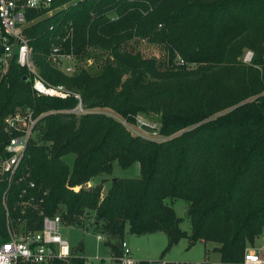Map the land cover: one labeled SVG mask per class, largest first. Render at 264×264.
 Here are the masks:
<instances>
[{"label":"trees","instance_id":"trees-1","mask_svg":"<svg viewBox=\"0 0 264 264\" xmlns=\"http://www.w3.org/2000/svg\"><path fill=\"white\" fill-rule=\"evenodd\" d=\"M50 8L24 30L33 64L47 83L76 92L86 111L71 112L72 96L35 95L14 61L0 74V155L9 138L4 117L25 107L38 117L17 170L35 185L28 194L41 198L45 214L61 213L62 223L92 211V226L114 255L126 229L163 232L162 253L187 238L212 243L219 264L239 262L264 236V0H53ZM68 28L63 51L78 61L98 50L93 71L81 62L66 75L48 62L54 36ZM142 40L162 56L143 55ZM136 115L153 118L164 139L135 135L119 121L133 126ZM113 162H137L139 176L115 177L104 193L101 182L86 185L110 174ZM22 187L0 180V241L6 217L19 216ZM173 199L185 204L187 232L167 203ZM23 217L40 228L36 209Z\"/></svg>","mask_w":264,"mask_h":264},{"label":"built area","instance_id":"built-area-1","mask_svg":"<svg viewBox=\"0 0 264 264\" xmlns=\"http://www.w3.org/2000/svg\"><path fill=\"white\" fill-rule=\"evenodd\" d=\"M53 0H0V74L6 73L11 61L26 70L31 90L35 95H44L64 99L72 96L77 99L76 106L71 112L84 113L76 92L66 89L61 84H49L38 74L32 61V51L25 28L42 16H49L52 12L50 5ZM113 19V17H110ZM70 38V28L64 34L55 35L48 51V62L66 75L75 72L76 59L70 52L62 49V43ZM57 41V43H55ZM252 53L246 50L242 60L249 62ZM181 62V60H180ZM85 63L84 65H86ZM264 92V91H263ZM38 117L32 116L30 108H18L3 118V129L8 132V141L3 146V155H0V180L6 181L7 188L11 182H22L19 199L15 201L19 216L6 217V237L0 241V264H54V262L67 263L71 258H80L83 264H136L126 242L119 241V253L95 255L91 259L80 255L82 249L71 250V246L59 234L62 224L58 214L47 215L39 208L41 198L36 200L29 195L30 189L35 187L28 171L17 172L19 161L23 155L28 137L33 133ZM130 132L150 140H163L158 135V125L141 115H136L134 125L129 126L120 120ZM73 191L79 186L70 187ZM44 194V192H43ZM42 194V195H43ZM36 209L40 216V228L33 230L27 227L26 209ZM7 214V213H6ZM28 222V221H27ZM31 226L33 222L29 223ZM97 241L103 242V237L96 234ZM264 240V236L261 237ZM93 260V261H92ZM144 264H189L186 262H171L161 258L146 260ZM219 264V263H218ZM234 264H264V254L258 249L244 251L242 259Z\"/></svg>","mask_w":264,"mask_h":264},{"label":"rangeland","instance_id":"rangeland-1","mask_svg":"<svg viewBox=\"0 0 264 264\" xmlns=\"http://www.w3.org/2000/svg\"><path fill=\"white\" fill-rule=\"evenodd\" d=\"M137 49L145 56H155L160 58L162 56V49L158 45L150 44L145 41L136 43ZM101 59L100 52L98 50H87L86 55L75 63V71L83 66L81 62L87 63L84 67L88 71L94 70V65L99 63ZM153 116V115H152ZM150 121H155L153 118H146ZM64 161L68 166L72 162V154L63 156ZM139 167L137 162H133L126 168L120 167L116 162H113L110 174H99L91 178L86 185H93L98 182L102 183L101 193H104L108 188L109 182L115 177H138ZM174 210L175 215L180 218L179 228L183 231L189 230V222L185 217V204L180 199L167 200ZM57 214H61L57 212ZM80 223H63L59 226L60 236L66 240V242L77 250L82 249L80 255L84 258L91 259L95 255L105 256L107 251L106 247L100 241L95 238L96 234H99L92 226L93 213L92 211L84 212L81 216ZM131 252L132 256L139 260H155L161 258L165 261L171 262H186L189 264H201L206 261L211 264H218L217 253L211 251L212 243H202L196 241L193 244H189L187 238H181L174 243L168 250L163 251L166 246V236L163 232H153L143 235H135L129 233L126 229L122 238ZM108 249V248H107ZM248 249V248H247ZM252 249H258L264 254V240L258 237L254 241ZM109 251V249H108ZM206 253V254H204ZM107 254H111L108 252ZM93 261V260H92Z\"/></svg>","mask_w":264,"mask_h":264},{"label":"water","instance_id":"water-1","mask_svg":"<svg viewBox=\"0 0 264 264\" xmlns=\"http://www.w3.org/2000/svg\"><path fill=\"white\" fill-rule=\"evenodd\" d=\"M22 79H23V80H26L27 77L24 75V76H22ZM114 180H115V178H112V181H114Z\"/></svg>","mask_w":264,"mask_h":264},{"label":"crops","instance_id":"crops-1","mask_svg":"<svg viewBox=\"0 0 264 264\" xmlns=\"http://www.w3.org/2000/svg\"><path fill=\"white\" fill-rule=\"evenodd\" d=\"M106 251H107V253L109 252L108 249H107V247H106ZM107 253H106V254H107ZM131 255H132V254H131ZM132 257H133V256H132ZM133 258L135 259V257H133ZM136 260H139V259H136Z\"/></svg>","mask_w":264,"mask_h":264}]
</instances>
